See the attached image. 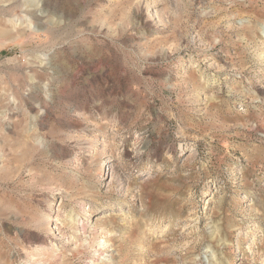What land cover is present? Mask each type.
I'll return each instance as SVG.
<instances>
[{
    "label": "rangeland",
    "instance_id": "obj_1",
    "mask_svg": "<svg viewBox=\"0 0 264 264\" xmlns=\"http://www.w3.org/2000/svg\"><path fill=\"white\" fill-rule=\"evenodd\" d=\"M93 263L264 264V0H0V264Z\"/></svg>",
    "mask_w": 264,
    "mask_h": 264
},
{
    "label": "bare ground",
    "instance_id": "obj_2",
    "mask_svg": "<svg viewBox=\"0 0 264 264\" xmlns=\"http://www.w3.org/2000/svg\"><path fill=\"white\" fill-rule=\"evenodd\" d=\"M86 215H88V216H91V212H89V213H86ZM70 223H68L69 224V226L71 227L72 226V219H70V221H69ZM72 223V224H71ZM75 225V224H74ZM79 225V224H78ZM80 226H81V231L83 230H85L84 229V223H81L80 224ZM74 227V226H73ZM93 227V226H92ZM94 228V227H93ZM98 246H101L102 248H98V249H96V250H94V252H97L98 253V256L96 257V258H99L100 256H103L104 255V250L103 249H108L109 247H112V245L111 244H109V241L108 240H104L103 242H102V244H100V245H98ZM94 264V263H93Z\"/></svg>",
    "mask_w": 264,
    "mask_h": 264
}]
</instances>
